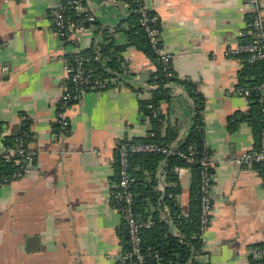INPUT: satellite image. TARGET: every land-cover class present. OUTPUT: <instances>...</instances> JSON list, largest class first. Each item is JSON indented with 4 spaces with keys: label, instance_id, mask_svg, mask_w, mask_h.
I'll return each instance as SVG.
<instances>
[{
    "label": "crops",
    "instance_id": "crops-1",
    "mask_svg": "<svg viewBox=\"0 0 264 264\" xmlns=\"http://www.w3.org/2000/svg\"><path fill=\"white\" fill-rule=\"evenodd\" d=\"M56 1L0 0V147L6 137L23 132L36 153L30 173L0 187V264H120L127 227L113 201L117 147L153 136L154 121L160 136L170 129L177 133L171 144L182 141L194 115L186 83L204 98V137L214 162L213 221L204 253L188 264H257L249 251L264 245V164L245 166L237 159L259 149L262 117L254 100L234 88L261 75L242 76L246 63L226 54L249 29L253 9L245 0H145L160 17L162 43L173 55V81L165 86L171 87L170 97L154 106L157 64L128 41L132 0H88L85 8L96 21L68 39L56 31ZM261 8L264 14V0ZM108 44L125 47L120 70L109 77L114 79L110 89L72 104L69 133L62 140L57 109L66 80L64 59L93 50L106 66L109 58L101 48ZM142 102L148 110H142ZM234 116L239 121L230 128ZM62 151L67 152L63 159ZM163 164L155 187L162 198ZM175 170L181 187L176 201L187 218L193 169ZM144 200L151 224L157 208ZM161 214L178 236L168 207Z\"/></svg>",
    "mask_w": 264,
    "mask_h": 264
},
{
    "label": "built area",
    "instance_id": "built-area-1",
    "mask_svg": "<svg viewBox=\"0 0 264 264\" xmlns=\"http://www.w3.org/2000/svg\"><path fill=\"white\" fill-rule=\"evenodd\" d=\"M9 3L17 0H4ZM88 0H57L54 7V24L57 33L63 39H68L77 31L84 30L89 24L96 21V16L86 10ZM136 4L139 13V22L144 28L152 50L157 55L158 62L165 69H171L173 58L162 43V24L160 17L151 11L145 4V0H132ZM246 4L253 9L249 29L240 32L241 41L226 49V54L240 58L246 64L261 63L264 68V14L261 8V0H245ZM82 8L84 9L82 11ZM1 47V42H0ZM65 78L62 84V94L58 101L57 120L60 124L64 140L69 133L70 122L68 110L75 102L82 101L89 93H101L110 89L112 78L104 75L100 63L99 54L90 55L86 52H77L64 59ZM108 70V69H107ZM234 93L244 98L251 99L254 94L261 101V112L264 121V76L259 84H240L234 88ZM202 131V150L197 143H191L185 150H180L177 145H164L157 142H122L117 147L119 158V182L113 194L114 204L123 212L128 228L130 249L123 252L119 257L120 264L135 261L136 264H148L147 255L143 251L142 229L149 227V222H141L134 209L135 199L130 187L134 178L130 173V153H161L164 155H178L188 164L200 165V233L203 244L206 243V233L213 221L214 214V171L213 157L204 137L203 122L200 126ZM7 151V162L15 167L14 172L8 175H0V187L13 182L31 172L35 164L36 153L27 146L25 137L16 139L15 145H3L0 147V156ZM67 155L62 151V159ZM237 162L242 165L264 164V127L261 132L260 147L257 151L245 153ZM254 259L264 256V247L256 246L249 251ZM157 256V255H156Z\"/></svg>",
    "mask_w": 264,
    "mask_h": 264
},
{
    "label": "trees",
    "instance_id": "trees-1",
    "mask_svg": "<svg viewBox=\"0 0 264 264\" xmlns=\"http://www.w3.org/2000/svg\"><path fill=\"white\" fill-rule=\"evenodd\" d=\"M132 12L129 16L130 28L127 30L129 44L136 46L145 54L150 56L157 64L158 71L153 79V81L160 83L159 88L154 90V99L152 104L155 106L162 99H169L171 87H165L168 83L173 81L172 70H165L161 64L158 62L157 55L152 50L149 43L147 34L144 28L139 22V13L136 10V4L132 1ZM124 46H113V44L104 45L101 48V55L108 57L109 61L106 66L101 63V69L104 75L107 77H114L115 73L120 70V65L122 61L121 52L124 50ZM87 54H96L93 50L86 52ZM246 69L242 76L251 75L252 72H259L261 79L258 81H247L244 84H259L263 81L264 68L261 63L246 64ZM106 68L111 69L108 71ZM243 84V83H242ZM189 96L194 101V115L193 123L188 131L187 135L177 144V148L180 150H185L189 144L197 143L200 145L202 150V131L200 126L203 122V109H204V98L201 94L196 91L194 85L186 83ZM254 100L253 106L256 108L257 113L261 114L262 117V127L261 132L264 127L263 115L261 112V101L258 99L257 95L254 94L252 98ZM148 103L142 102L141 108L143 111L147 109ZM239 121L238 116L230 118V128H233L235 123ZM158 121H154V135L150 138L133 141V142H157L164 145H170L171 142L176 139L177 133L172 129L168 130L165 137L160 136L157 130ZM26 126L22 130H25ZM20 136L25 137L27 140V135L22 132V134L11 135L4 139L5 145L14 146L16 139ZM9 155L7 151L3 152L0 156V175H8L14 172L15 167L12 165L11 161L7 162L6 158ZM165 181L167 184V189L163 198L161 193L156 190L158 184V177L156 173L163 161ZM130 163V173L134 178L131 184V191L134 194L135 204L134 209L138 219L141 222H147L146 213L147 202L144 198L148 197L150 201L157 208L152 215L151 224L149 227H144L142 229L143 237V251L147 255L148 264H188L191 262L195 256L198 254H203V242L200 233V165L197 163L188 164L184 159L178 155H164L161 153H130L129 155ZM190 166L193 169V184H192V208L189 217L185 218L181 214V209L177 204L176 196L180 192L181 187L179 185L178 173L175 170L178 166ZM141 166L142 170H137L136 167ZM144 172V174H143ZM145 172L148 175L146 178ZM168 207L169 218L172 220L173 224L179 230V235L175 236L171 232L170 225L167 223L166 219L162 216V209ZM127 227V225H126ZM122 236L124 242L127 240V250L130 249V243L128 244V228L122 231ZM264 247V245H258ZM157 255V256H156ZM253 261L257 264H264V256L254 259ZM195 264V262H194ZM198 264V263H197Z\"/></svg>",
    "mask_w": 264,
    "mask_h": 264
}]
</instances>
